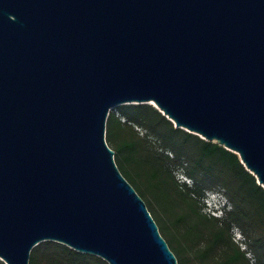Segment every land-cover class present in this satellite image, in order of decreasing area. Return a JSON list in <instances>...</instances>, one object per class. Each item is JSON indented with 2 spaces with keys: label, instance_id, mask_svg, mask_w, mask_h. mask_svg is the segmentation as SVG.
Returning a JSON list of instances; mask_svg holds the SVG:
<instances>
[{
  "label": "water",
  "instance_id": "95a60500",
  "mask_svg": "<svg viewBox=\"0 0 264 264\" xmlns=\"http://www.w3.org/2000/svg\"><path fill=\"white\" fill-rule=\"evenodd\" d=\"M153 102L264 188V0H0V258L43 241L178 264L106 141Z\"/></svg>",
  "mask_w": 264,
  "mask_h": 264
},
{
  "label": "trees",
  "instance_id": "16d2710c",
  "mask_svg": "<svg viewBox=\"0 0 264 264\" xmlns=\"http://www.w3.org/2000/svg\"><path fill=\"white\" fill-rule=\"evenodd\" d=\"M118 112V115L109 112L106 141L115 152V163L122 175L146 199L149 207L146 206L156 220L159 215L149 193L151 186L168 188L182 206L173 220L183 228L181 237L168 238L159 226L178 264H264V188L237 154L175 127L150 104H122ZM137 127L146 133L145 137ZM149 136L156 137L164 151L153 149ZM175 170H181L192 184L185 181L179 184ZM142 174L149 184L139 181ZM208 192L226 199L219 215L202 211V198ZM233 228L241 232L245 247L235 241ZM247 253L252 254L253 262ZM29 264L108 263L62 243L43 241L32 248Z\"/></svg>",
  "mask_w": 264,
  "mask_h": 264
},
{
  "label": "rangeland",
  "instance_id": "374dc122",
  "mask_svg": "<svg viewBox=\"0 0 264 264\" xmlns=\"http://www.w3.org/2000/svg\"><path fill=\"white\" fill-rule=\"evenodd\" d=\"M126 104H138V103H126ZM147 104H150L153 107H155L150 102ZM119 106L120 105L113 107L110 111H114L115 114L118 115L119 114V112H118ZM138 129L140 130V128H138ZM140 135L145 137L146 133L143 130H140ZM147 138H148V141L150 142V145L153 149L157 150L158 152L164 151V149H162V144L158 141V139L156 137L149 136ZM168 154L170 157L172 156V153L171 154L168 153ZM114 158H115V156H114ZM137 170L142 171L139 167H137ZM174 172H175V174H174L175 180L179 184H181L182 181H185L187 185L192 184V180L190 178H188L181 170H175ZM139 181L142 184H149L147 179L145 178V176L143 174L140 176ZM149 193H150L151 197L154 199L155 204H156V208L158 211V212L157 211H155V212H157L156 214L159 215L157 217L159 224H158L157 220L155 219V216H153L154 214H152V216L154 217V220L156 221V223L158 225V228L160 226L162 232H164L165 236L168 238H174V236L181 237V234L183 232V228L181 226H176L173 223V220H174L176 214L178 212H180V210L182 209L181 204H179V202L175 198H173V195L171 194L169 189L165 188L164 186H151V188L149 189ZM150 200H151V198H150ZM202 200H203L202 202L204 205V206H202V211L206 212V213H210V214H215V215H219L220 211H217V210L214 211V208L212 207V205L217 204V206H220V205H223L224 203H226V199L222 195H219V194L213 193V192H208V194L205 193ZM144 201H145L146 205L148 206L146 199H144ZM152 204H154V203L152 202ZM232 234H233L235 241H238L240 247L241 248L245 247V245L243 243H241L242 234L237 228H233ZM247 256L250 258L251 262H253L252 254L247 253ZM0 262L4 263V261L1 258H0Z\"/></svg>",
  "mask_w": 264,
  "mask_h": 264
},
{
  "label": "built area",
  "instance_id": "2783aa9c",
  "mask_svg": "<svg viewBox=\"0 0 264 264\" xmlns=\"http://www.w3.org/2000/svg\"><path fill=\"white\" fill-rule=\"evenodd\" d=\"M212 207L214 208V211L215 210L220 211V208H218L217 204H213Z\"/></svg>",
  "mask_w": 264,
  "mask_h": 264
},
{
  "label": "clouds",
  "instance_id": "9594fccd",
  "mask_svg": "<svg viewBox=\"0 0 264 264\" xmlns=\"http://www.w3.org/2000/svg\"><path fill=\"white\" fill-rule=\"evenodd\" d=\"M213 193H215V192H213ZM219 195H220V194H219ZM218 204H219V203H218ZM221 206H222V205L218 206V208H220V210H221Z\"/></svg>",
  "mask_w": 264,
  "mask_h": 264
},
{
  "label": "bare ground",
  "instance_id": "6f19581e",
  "mask_svg": "<svg viewBox=\"0 0 264 264\" xmlns=\"http://www.w3.org/2000/svg\"><path fill=\"white\" fill-rule=\"evenodd\" d=\"M154 106H156L153 102H151Z\"/></svg>",
  "mask_w": 264,
  "mask_h": 264
}]
</instances>
